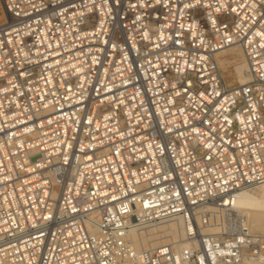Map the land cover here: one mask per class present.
Instances as JSON below:
<instances>
[{
	"label": "built area",
	"instance_id": "obj_1",
	"mask_svg": "<svg viewBox=\"0 0 264 264\" xmlns=\"http://www.w3.org/2000/svg\"><path fill=\"white\" fill-rule=\"evenodd\" d=\"M0 1V264H264V0Z\"/></svg>",
	"mask_w": 264,
	"mask_h": 264
},
{
	"label": "bare ground",
	"instance_id": "obj_2",
	"mask_svg": "<svg viewBox=\"0 0 264 264\" xmlns=\"http://www.w3.org/2000/svg\"><path fill=\"white\" fill-rule=\"evenodd\" d=\"M5 21L6 14L3 11V21L0 23V27L6 23ZM218 63L225 80L226 74H224V72L235 74V80L238 84L245 83L248 80L247 65L239 47L231 46L219 51ZM226 82L228 84H232V82L227 80ZM231 208L234 209L237 214H242L244 212L247 217L248 224L253 230L264 232L262 231L264 230V183L235 192L231 200ZM182 225L183 221L181 219L166 222L152 228L150 232H133L130 235V239L138 248H146L149 242L156 244L161 238H164L165 242L159 244L158 246L166 243L174 244V242L177 246H182L183 243L180 239L183 233ZM242 264L255 263L247 261Z\"/></svg>",
	"mask_w": 264,
	"mask_h": 264
},
{
	"label": "rangeland",
	"instance_id": "obj_3",
	"mask_svg": "<svg viewBox=\"0 0 264 264\" xmlns=\"http://www.w3.org/2000/svg\"><path fill=\"white\" fill-rule=\"evenodd\" d=\"M4 13H5V12H4ZM2 21H3V11H2V8H1V4H0V23H1ZM224 74H226V80L229 81V82H232V84H230V85H237V84H238V82L235 80V74H233V73H228V72H224ZM242 214L245 215L244 212H243ZM245 216H246V215H245ZM251 229H252V228H251ZM252 230H253V229H252ZM253 231H255V232H260V231H258V230H253ZM262 231H264V230H262ZM148 232H150V231H148ZM260 233H264V232H260ZM158 241H159V242L156 243V244H152V242H149L148 245L146 246V248H147V249L155 248V247H157L159 244L165 242V241H164V238H161V239L158 240ZM141 248H144V247H141ZM255 264H258V263H255Z\"/></svg>",
	"mask_w": 264,
	"mask_h": 264
}]
</instances>
